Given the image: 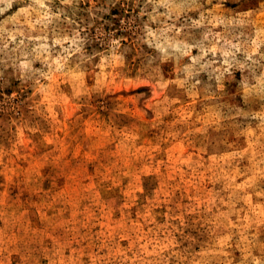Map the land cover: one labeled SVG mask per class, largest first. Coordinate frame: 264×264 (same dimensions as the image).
<instances>
[{"label":"rangeland","instance_id":"obj_1","mask_svg":"<svg viewBox=\"0 0 264 264\" xmlns=\"http://www.w3.org/2000/svg\"><path fill=\"white\" fill-rule=\"evenodd\" d=\"M0 264H264V0H0Z\"/></svg>","mask_w":264,"mask_h":264}]
</instances>
